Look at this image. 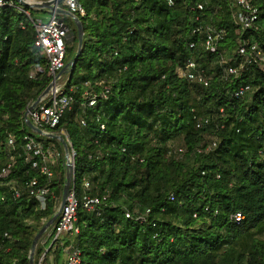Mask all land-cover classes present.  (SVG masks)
Listing matches in <instances>:
<instances>
[{
  "label": "trees",
  "instance_id": "1",
  "mask_svg": "<svg viewBox=\"0 0 264 264\" xmlns=\"http://www.w3.org/2000/svg\"><path fill=\"white\" fill-rule=\"evenodd\" d=\"M5 1L9 5L0 7V174L12 156L10 135L16 152L9 176H0V264H29L33 239L61 197L65 165L62 157V173L50 182L43 210L24 190L19 197L11 190L32 178L46 183L24 160L26 135L61 152L62 146L35 135L24 122L25 111L52 80L24 12L35 19L46 11ZM76 1L85 10L79 17L82 49L63 90L74 105L51 132L65 131L76 152L79 200L84 194L106 200L96 212L80 205L78 234L62 237L47 251L38 244L34 264L44 253L42 264H63L70 247L80 251V264H264V68L253 65L224 81L219 65L223 57L238 60L235 0ZM198 3L203 10L192 11ZM254 4L257 30L244 38L262 46L264 0ZM60 17L69 29L65 65L76 55L78 30L70 18ZM197 26L224 30L217 53L201 47V37L192 34ZM191 42L197 43L193 50ZM190 58L207 71V87L179 77ZM100 78L104 85L96 87ZM87 83L98 95L92 108L81 106ZM243 84L251 87L249 93L232 97ZM104 87L106 98L99 96ZM204 117L209 125L196 129L195 119ZM205 132L216 136L218 146L198 153ZM174 143L181 144V157L171 154ZM84 181L90 189H84ZM237 213L243 216L239 223L231 218Z\"/></svg>",
  "mask_w": 264,
  "mask_h": 264
},
{
  "label": "built area",
  "instance_id": "2",
  "mask_svg": "<svg viewBox=\"0 0 264 264\" xmlns=\"http://www.w3.org/2000/svg\"><path fill=\"white\" fill-rule=\"evenodd\" d=\"M170 1V0H169ZM62 3L64 10L71 13L73 16L79 19V17L85 15L84 8L77 3L76 0H59ZM9 5L5 0H0V7ZM170 4L172 2L170 1ZM236 10L233 13V20L238 28V40L236 56L237 61H224L223 58L219 61V65L222 69V79L228 81L231 78H238L241 74L248 70L249 67L256 65L259 68H264V44L261 46L258 43L250 42L244 38L247 33L252 30H257V22L259 20V10L254 4V0H235ZM204 8L203 4L198 3L191 7L192 11L200 12ZM30 19L31 25L35 32L34 47L39 49L41 53L47 59L48 73L52 80L64 67V56L66 51V40L68 38L69 29L61 19V17L55 13H51L48 20L44 21L40 18L31 19L27 12H24ZM196 22H199V16L195 18ZM21 29H25V25L20 23ZM193 35L200 36L202 39L201 47L210 53H217L220 43L225 36L224 30H215L213 28L197 26L192 31ZM197 43L191 42L189 49L193 50ZM180 78L185 79L191 83H197L207 87L209 85V77L207 71L200 67L193 58H190L185 67L178 72ZM32 77V75H31ZM63 78V77H62ZM55 82V87L50 92L48 97L43 100L38 106L29 112L28 118L34 126L44 132H51L55 129L61 119L70 112L74 105L73 97L63 92L65 85H60V80ZM51 80V81H52ZM104 80L100 78L96 81V87H103ZM87 90L83 93L85 102L81 105L83 108H92L96 105L98 95L93 92L91 86L87 83ZM251 87L247 84L240 85L232 93V97L238 99L244 97ZM109 89L104 87L100 93V97L106 98ZM196 129H202L209 125L210 119L208 117L196 118ZM80 125L85 126V121L81 120ZM104 126H101L103 129ZM53 133V132H52ZM41 137V136H39ZM68 147L70 149V160L74 164L76 152L74 151L67 135L64 136ZM7 146L12 156L10 162L2 168L0 176L6 178L9 176L11 169L14 166V152H16L15 138L9 136L7 140ZM218 146V140L214 139L208 145L199 147L198 153H210L214 151ZM183 149H179L181 154ZM22 155L25 162L30 165V169L36 171L40 177L46 179V183L42 184L39 179L32 178L31 180L23 183V185H12L11 190L16 197H19L20 191L24 190L27 195L33 198L40 210L46 207V198L50 194V182L54 178L53 167L57 166L59 160L64 157V153L60 152L54 145L45 146L42 141L36 138L26 135L24 137V145L22 146ZM65 165V159H64ZM75 174L72 176V186L67 194L63 208L61 209L54 225L50 238L53 242L61 240L64 236L74 237L78 234V208L82 205L83 209L88 212H96L100 205L106 200V197H92L84 194L81 200L76 195L74 188ZM83 187L85 190L90 189L89 181H84ZM53 199H55L53 197ZM125 217L130 219V213H126ZM235 223H239L243 216L239 213L231 217ZM138 220L143 221L142 217H138ZM5 238H8L7 234H4ZM2 247L0 243V248ZM39 264H42V259ZM63 264H80V251L75 247H70L64 252Z\"/></svg>",
  "mask_w": 264,
  "mask_h": 264
},
{
  "label": "water",
  "instance_id": "3",
  "mask_svg": "<svg viewBox=\"0 0 264 264\" xmlns=\"http://www.w3.org/2000/svg\"><path fill=\"white\" fill-rule=\"evenodd\" d=\"M17 4H19L21 7H28L32 10H44L46 12L55 13L60 16H66L70 18L77 26L78 30V43H77V52L72 61L65 64L63 69L55 76V78L50 82L48 87L39 95V97L31 103V105L27 108V110L24 113V122L27 125V127L37 136L44 137L46 139H53L60 143L63 149L64 153V159H65V182L62 188V194H61V201L58 209L54 212V214L51 216V218L41 227V229L37 232L35 235L31 250L29 252V264L34 263V253L35 249L40 241V239L43 237L44 234H46L50 228L54 225L61 209L64 206L67 194L70 190V187L72 186V176L75 174L74 164L70 160V149L68 147V144L66 142V139L64 135H56L52 132H44L34 126L32 122L28 118V114L30 111H32L36 106H38L43 100H45L50 92L55 87L56 80L64 77L65 75H69L70 72L73 69V66L75 65L76 59L78 58L81 49H82V40H83V30L80 24V21L78 18L73 16L68 11L62 9L59 7V0H47V1H38V0H13Z\"/></svg>",
  "mask_w": 264,
  "mask_h": 264
},
{
  "label": "rangeland",
  "instance_id": "4",
  "mask_svg": "<svg viewBox=\"0 0 264 264\" xmlns=\"http://www.w3.org/2000/svg\"><path fill=\"white\" fill-rule=\"evenodd\" d=\"M38 1H43V0H38ZM61 5H62V3H61ZM63 6V5H62ZM60 7V6H59ZM64 7V6H63ZM61 8V7H60ZM49 12H47V13H43V12H41V13H39L40 14V18H42V20H48V18H49V14H48ZM60 16V15H59ZM30 20V19H29ZM31 23V22H30ZM70 45H71V43H70ZM223 60L224 61H231V59L230 58H227V57H223ZM212 67V66H211ZM67 78H68V75H65L61 80H60V85H66V81H67ZM62 132H64V134H62ZM56 135H66V133H65V131H63V130H61V131H59V132H57V133H55ZM214 139H216V136L214 135V134H212V132H205L204 133V135H203V140H202V143H201V145H200V147H203V146H206V145H208L211 141H213ZM54 148H56L55 146H54ZM57 149V148H56ZM179 149H183L182 148V146H181V144L180 143H174V144H171V146H170V150H171V154L172 155H174V156H177V157H181V155L182 154H180L179 153ZM57 150H59V149H57ZM60 151V150H59ZM61 152V151H60ZM62 152H63V149H62ZM61 152V153H62ZM62 158L59 160V162H58V164H57V166H55V167H53V173H54V178L52 179V180H54V179H58V177H60V175H61V173L62 172H60V170H59V168L61 167V165H62ZM64 177H65V172H64ZM60 201H61V197L57 200L56 199V202L58 203L57 204V206H56V209H55V211L58 209V207H59V205H60ZM51 229L52 228H50L49 229V231L46 233V234H44L43 235V237L40 239V241H39V243L38 244H40V245H42V247H45V251H47L52 245H53V239L52 238H50V232H51ZM65 252V251H64ZM45 254V253H44ZM43 254V255H44ZM43 255H41V257H40V259L42 258V256ZM64 258V257H63ZM40 259H39V261H38V263L37 264H39V262H40ZM63 261H64V259H63ZM34 264V263H33Z\"/></svg>",
  "mask_w": 264,
  "mask_h": 264
},
{
  "label": "crops",
  "instance_id": "5",
  "mask_svg": "<svg viewBox=\"0 0 264 264\" xmlns=\"http://www.w3.org/2000/svg\"><path fill=\"white\" fill-rule=\"evenodd\" d=\"M39 13H41V12H38V13L35 15L36 18H40V14H39ZM44 13H47V12H44ZM48 14H49V17H50V16H51V13L49 12ZM40 19H42V18H40ZM44 21H46V20H44ZM62 134H64V132H62Z\"/></svg>",
  "mask_w": 264,
  "mask_h": 264
}]
</instances>
